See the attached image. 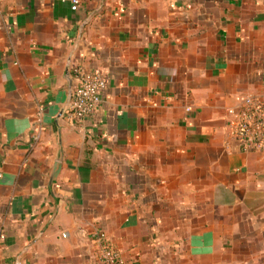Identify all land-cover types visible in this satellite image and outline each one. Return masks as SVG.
Segmentation results:
<instances>
[{"label":"crops","instance_id":"0c3cea01","mask_svg":"<svg viewBox=\"0 0 264 264\" xmlns=\"http://www.w3.org/2000/svg\"><path fill=\"white\" fill-rule=\"evenodd\" d=\"M95 114L67 117L74 71ZM264 102V0H0V264H264V156L226 129Z\"/></svg>","mask_w":264,"mask_h":264},{"label":"built area","instance_id":"2783aa9c","mask_svg":"<svg viewBox=\"0 0 264 264\" xmlns=\"http://www.w3.org/2000/svg\"><path fill=\"white\" fill-rule=\"evenodd\" d=\"M73 73L75 85L66 113L68 118L82 121L95 114L106 80L99 71L78 69ZM226 128L240 151L264 156V102L252 96L242 97L236 107L227 109ZM89 246L91 258L84 264H125L104 233L92 234Z\"/></svg>","mask_w":264,"mask_h":264},{"label":"rangeland","instance_id":"374dc122","mask_svg":"<svg viewBox=\"0 0 264 264\" xmlns=\"http://www.w3.org/2000/svg\"><path fill=\"white\" fill-rule=\"evenodd\" d=\"M226 127V126H225ZM227 129V128H226ZM228 132V131H227Z\"/></svg>","mask_w":264,"mask_h":264}]
</instances>
